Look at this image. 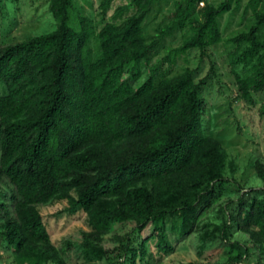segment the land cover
<instances>
[{
	"label": "trees",
	"instance_id": "trees-1",
	"mask_svg": "<svg viewBox=\"0 0 264 264\" xmlns=\"http://www.w3.org/2000/svg\"><path fill=\"white\" fill-rule=\"evenodd\" d=\"M111 1H100L101 13ZM163 1L127 0L114 16L131 14L96 30L80 15L68 26L71 0H46L51 31L0 45V224L16 264H66L37 209L60 199L86 216L84 264H132L149 242L167 254L170 238L190 235L197 257L221 249L212 264H264V163L252 161L245 190L232 187L224 175L235 173V162L202 129L203 81L187 67L156 80L163 64L220 43L219 20L241 0L206 4L200 20L186 16L198 0L174 1L168 22L146 37L143 21ZM247 11L244 29L225 43L236 99L251 109L264 103V0H247L241 19ZM175 31L186 35L149 66ZM123 223L143 235H116Z\"/></svg>",
	"mask_w": 264,
	"mask_h": 264
},
{
	"label": "rangeland",
	"instance_id": "rangeland-1",
	"mask_svg": "<svg viewBox=\"0 0 264 264\" xmlns=\"http://www.w3.org/2000/svg\"><path fill=\"white\" fill-rule=\"evenodd\" d=\"M101 0H71L69 10L70 28H76L77 15L92 21L98 30L104 23H119L125 16L131 14V10L123 12L121 17H115L117 7L125 5L127 0H112L101 13L98 5ZM174 1L166 0L153 7L145 17L142 27L146 37H151L156 30L163 27L170 19L174 10ZM223 0H198L190 4L186 16L200 20L199 11L206 5H218ZM247 0H241L237 11L227 13L220 21L221 42L206 48L203 56L198 50H188L184 56L178 58L173 65L163 64L157 71L156 80L162 77H171L179 74L185 67L193 71L195 82L203 81L200 86L199 98L204 109L201 114L202 129L204 134L216 138L221 142L228 159L236 164L233 174L225 173V178L232 187L245 190L251 183V163L257 159L264 163V103L247 109L242 101L236 99L237 91L234 80L228 66L227 51L229 45L225 41L232 35L243 30L250 13L241 19L243 4ZM55 23L46 9V0H0V45L20 42L26 38L41 35L51 31ZM183 33L175 31L171 36L165 37L158 45L155 55L150 58L149 66L163 57L169 48L179 45ZM93 47V41H89ZM141 77L147 76V67L137 64ZM141 81V79L139 80ZM138 81V82H139ZM137 84V83H136ZM262 108L263 112L259 109ZM237 183V184H233ZM258 184V182H254ZM0 189L5 187L0 183ZM236 193L230 195L234 199ZM74 198L73 194H70ZM1 200V199H0ZM42 223L49 237L50 244L62 251L60 258L66 264H84L80 254V233L87 231L86 216L77 206H71L66 199H60L47 205L37 207ZM1 223V221H0ZM131 224L123 223L116 227V235H128L130 240L141 237L142 232L134 233ZM0 224V264H16L11 250L5 243ZM234 240H247L246 236L235 234ZM68 241L71 247L64 249V242ZM171 251L167 254L159 253L152 242L147 244L146 254L142 260L134 259L132 264H179L181 262H193L196 264H212L218 261L221 249L218 247L206 251L203 256L197 257L194 252L192 235L182 242L173 244L170 238ZM227 251V249H225ZM47 264H55L49 262ZM90 264H109V262H92ZM239 264H254L251 261H242Z\"/></svg>",
	"mask_w": 264,
	"mask_h": 264
}]
</instances>
